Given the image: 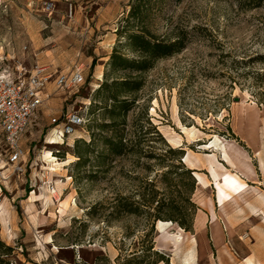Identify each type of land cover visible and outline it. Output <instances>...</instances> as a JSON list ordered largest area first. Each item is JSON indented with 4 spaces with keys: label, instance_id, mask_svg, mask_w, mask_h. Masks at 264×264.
I'll return each instance as SVG.
<instances>
[{
    "label": "rangeland",
    "instance_id": "374dc122",
    "mask_svg": "<svg viewBox=\"0 0 264 264\" xmlns=\"http://www.w3.org/2000/svg\"><path fill=\"white\" fill-rule=\"evenodd\" d=\"M129 2L0 0V52L7 55L8 65L31 69L38 62L69 72L77 64L85 77L78 87L47 85L38 118L20 141L24 171L16 174L5 162L0 165V240L14 246V257L28 264H94L98 256H103L99 264H150L153 256L147 246L153 237L155 248L169 256V264H239L250 254L255 262L247 260L264 264V181L249 183L240 170L246 162L255 163L259 156L255 147L264 142V96L258 91L264 87L256 88L252 73L264 70V62L250 59L264 55V0H163L155 6L147 27L158 36L182 37L185 46L156 60L148 70L133 73L142 86L129 96L134 101L131 109L124 115L116 110V123L100 127L112 120L100 103L103 94L96 96L95 90L109 70L116 30ZM121 51L133 56L125 47ZM123 75L119 71L110 77ZM106 104L112 107L110 101ZM68 110L83 115V130L63 142L47 143L51 118ZM239 112L247 122L241 121ZM177 118L184 126L195 127L194 139L182 134ZM110 128L125 134L140 131L143 141L136 147L128 144L121 155H108L100 139L110 134ZM152 128L163 140L153 136ZM215 135L225 139L239 165L225 166L219 184L213 178L222 168L215 161L230 163L220 152L214 157L211 149L201 148ZM178 136L182 145L176 147L168 137ZM78 140L91 141L89 148L79 144L83 153L79 166L74 152ZM166 144L191 153L194 166L208 167V173L200 172L205 179L208 175L211 185L194 177L191 201L199 215L205 216L212 194L220 206L232 201L227 207L237 214L236 225L219 234L221 244L213 242L209 227L195 221L198 210L193 233L173 223L164 232L157 228V237L150 234L153 220L145 207L128 213L115 205L137 200L150 190V181L160 191L174 190L173 195L184 189L169 183L167 187L163 180L169 170L166 177L175 184L181 171L170 166L178 156L167 152ZM47 150L58 161L70 163L53 170ZM49 184L57 189L56 199ZM222 256L225 260L220 262Z\"/></svg>",
    "mask_w": 264,
    "mask_h": 264
},
{
    "label": "trees",
    "instance_id": "16d2710c",
    "mask_svg": "<svg viewBox=\"0 0 264 264\" xmlns=\"http://www.w3.org/2000/svg\"><path fill=\"white\" fill-rule=\"evenodd\" d=\"M162 1L163 0H130L129 2V9L122 19L121 25L116 30L118 40L107 62L109 70L104 72L103 81L95 90L96 96L103 94L100 103L103 104L102 107L105 110H109V117L110 120H112L109 123H102L100 127H106L116 123V110L119 111L120 115H124L131 109L134 101L130 99L129 96L134 94L142 86V81L132 76L133 73H141L148 70L156 60L171 57L180 52L185 46L184 38L158 36L147 27L148 16L152 13L154 7H158ZM172 1L180 2L182 0ZM123 47L130 51L133 56H127L123 53L121 51ZM250 59L251 61L260 60L264 62V55L259 54ZM119 71H123L124 75L121 77H110L112 73ZM252 73L256 88L260 89L264 87V70H253ZM258 91L260 95L264 96V90ZM106 101L112 103V107L109 109ZM261 103H264V101ZM109 133L110 134L103 136L100 142L104 145L107 154L113 156L121 155L126 152L128 144H130L131 147L141 145L144 138L140 131L125 134L124 132L118 131L116 128H110ZM152 133L153 136H157L163 140L157 128H152ZM90 143L87 142L86 144V142L82 140L76 141L74 152L79 158L78 162H76L77 166L81 165V158L83 157V153L79 152V144H82L85 148H89ZM167 147V152L178 156L177 163L170 164V166L174 169H181V171L177 172L175 175L176 178H178L175 184H172V181L166 177L172 173L169 170L164 172L163 180L167 183V187H169V183L174 188L179 187L178 189H184H176L177 194L173 195L172 192L174 190H169V193L160 191L156 183L150 181L149 185L152 186L150 190L147 193L142 192L137 200L130 201V203L118 204V202H116L115 205L117 207L120 205L128 213H136L139 207H145L153 220L150 234L151 232L156 233L154 221L156 223L158 220L173 222L185 232L193 233V219L198 210V206L191 201V194L195 185L193 170L186 168L181 162L185 154L183 148H172L169 145H167ZM178 197H180L181 200ZM147 250L150 252V255L153 256V260L150 264H157L159 262L169 264V256L155 248L154 237L150 245L147 246ZM14 252V246L7 245L0 240V264H28L27 262L22 263L15 258ZM102 257L98 256L94 264H99ZM76 264L89 263L81 261Z\"/></svg>",
    "mask_w": 264,
    "mask_h": 264
},
{
    "label": "built area",
    "instance_id": "2783aa9c",
    "mask_svg": "<svg viewBox=\"0 0 264 264\" xmlns=\"http://www.w3.org/2000/svg\"><path fill=\"white\" fill-rule=\"evenodd\" d=\"M50 81L58 88L81 86L85 82L82 66L76 64L69 72L53 73L48 66L36 62L27 69L22 64L8 65L7 55L0 52V165L5 162L13 173L24 171L25 151L20 141L38 118ZM84 123L79 111L68 110L51 118L50 135L63 142L83 130ZM48 187L56 199L57 189L52 184Z\"/></svg>",
    "mask_w": 264,
    "mask_h": 264
},
{
    "label": "crops",
    "instance_id": "0c3cea01",
    "mask_svg": "<svg viewBox=\"0 0 264 264\" xmlns=\"http://www.w3.org/2000/svg\"><path fill=\"white\" fill-rule=\"evenodd\" d=\"M48 68L51 72H53V73L56 72V71L51 70V68L49 66H48ZM50 83H53V81H50ZM46 90H47V88H46ZM46 90H45V92H46ZM46 95H47V93L45 94V96ZM255 149L259 151V154H258L259 156H258V158H256L255 163L252 164V163L246 162L245 164H243V166L240 168V170H242L246 173V179L245 180L247 182L254 183V184H260L261 181H264V142L258 143V146H256ZM188 154L190 155V159L193 162L194 157L189 152L185 153L184 158ZM231 157H232V161H233L234 166L230 165V164H226V162H223V160L221 158H220V160L222 161V163H225V166L227 169L231 168V166L233 168L234 167L239 168V165H237L238 163H236L233 156H231ZM256 165H257V168H256ZM190 169L195 170V172H197V171L200 172V170L205 169L206 172L208 173V170H207L208 167L206 168V166H194V164H193L192 168L190 167ZM201 174H203V173H201ZM204 175H205L206 179L209 181V185H211L210 180L208 178V175L207 174H204ZM201 187L205 189V187H203V186H201ZM211 196H212L211 201L207 202L206 206H204V208L206 209V212L204 213L205 216L199 215L200 209H198L196 216H195V221L198 223V220H201V224H199L200 226L204 224L205 227H209L213 242L216 245H218V244L222 243V241L219 238V234L221 232H223V229L228 230V229H231L232 227H234L236 225L235 224V215H237V214H235L234 211L230 210L227 207L228 204L231 203L232 201L226 202L224 205L220 206L217 202V197L215 198L214 194H212ZM213 215H215L214 221L212 220ZM155 228L157 229L156 225H155ZM156 236L158 237L157 230H156ZM157 246H158V244H157ZM169 252L170 253L174 252L172 246H171V248H169ZM248 258H251L255 262V258H253V255L250 254L247 257H245L243 259V261H241L239 264H245V262ZM218 260L220 262H222L225 260V258L222 256V257L218 258ZM157 264H164V262H159ZM180 264H182V262Z\"/></svg>",
    "mask_w": 264,
    "mask_h": 264
},
{
    "label": "bare ground",
    "instance_id": "6f19581e",
    "mask_svg": "<svg viewBox=\"0 0 264 264\" xmlns=\"http://www.w3.org/2000/svg\"><path fill=\"white\" fill-rule=\"evenodd\" d=\"M243 104V103H242ZM238 105V104H237ZM244 106V105H243ZM239 108V107H238ZM154 110V109H153ZM152 110V111H153ZM245 110H247V108H245ZM242 111V110H240ZM239 117L241 119V121L243 122L244 120L247 122V119H246V115L243 113V112H239ZM176 123H177V126L178 128L180 129V131L182 132V134H186L187 137L189 139H194L195 137V127L191 126V127H187V126H184L181 121L177 118L176 119ZM245 123V122H244ZM247 125V124H246ZM249 125V124H248ZM247 125V126H248ZM53 140H52V139ZM49 141L47 143L49 144H56L58 141L56 140L57 138L56 137H51ZM168 141L173 144L174 146H181V136H178V137H168ZM61 144V143H59ZM201 148L203 149H211V155L212 156H216L215 152H220L223 157H224V160H226L227 162H229L231 165H233V161H232V157H231V154L230 152L228 151L227 147H226V144H225V139L220 137V136H217L215 135L213 138L209 139L208 142L204 143L201 145ZM213 157V158H214ZM46 159L47 161H51L52 162V166H53V170H56L57 167H60L61 164H68L70 163L71 160H67V161H58V159L56 158V156H54L53 153H51L50 150H47L46 151ZM183 162H185V164H187L188 168H192L193 166V162L191 161L190 159V155L188 154L187 156H183ZM214 162V161H213ZM216 164H219L220 167L222 169H218V172H220L219 174L217 173L213 180L215 181V183H220L221 181V178L220 176L222 175L223 172H225L227 169L225 168V165L221 164V163H217V161H215ZM234 166V165H233ZM219 167V166H218ZM195 170H193V175L194 177L196 178V180L199 182V183H203L206 185L207 182H209L207 179L204 178V176L201 175V173H199L198 171L195 172ZM208 185V184H207ZM171 225H173V222H170V221H162V220H159L157 222V228H158V231L159 232H164L165 230H167ZM246 264H256L254 263L251 259L247 260Z\"/></svg>",
    "mask_w": 264,
    "mask_h": 264
}]
</instances>
